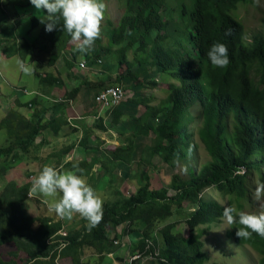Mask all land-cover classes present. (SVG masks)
I'll return each mask as SVG.
<instances>
[{
    "label": "trees",
    "instance_id": "16d2710c",
    "mask_svg": "<svg viewBox=\"0 0 264 264\" xmlns=\"http://www.w3.org/2000/svg\"><path fill=\"white\" fill-rule=\"evenodd\" d=\"M12 1L15 4L25 2ZM171 1L126 0L125 15L114 29L112 44L102 46L99 35L86 54L77 50V42L59 26L51 32L44 26L36 43L25 39L18 41L19 29L15 24L6 23L1 28L0 54L7 60L15 57L26 62L32 60L34 68H38L33 57L43 54L47 57L46 67L58 69L59 61L65 59L68 70L77 77L76 62L80 58L91 69L105 65L104 58L110 56L117 60L114 65L121 73L114 83H109L112 77L79 80L76 87L67 92L66 101L52 105L51 90L66 86L63 74L38 75L39 86L50 92L43 96L37 93L29 103L17 97L7 114L0 111V117L4 116L0 119V135L6 139V144L0 147V184L4 187L0 192V264H67L62 256L71 258L69 264H92L82 261L81 247L91 244L97 247L100 243L97 251L104 253L115 246L111 236L116 229L120 231L127 223L126 233L138 239L139 252L154 254L158 250V255L152 257V261H157L155 264H209V256L203 250V237L212 224L221 221L224 208L218 203L204 201L201 195L213 188L222 197H229L231 205L244 211L252 201L253 181L264 188V37L247 43L244 23L232 13L238 4L249 5L253 0H194V10L183 9L178 19L174 15L179 10L178 0H173V5ZM31 7L34 6L31 4ZM16 8L20 10L21 7L16 5ZM4 10L2 8V12ZM31 21L34 31L39 18ZM60 23L62 25V21ZM12 41V46L4 48ZM214 42L225 43L228 48L230 62L226 67L212 65L206 55ZM114 47L118 48L116 53ZM132 52L137 55L134 62L129 59ZM256 75L260 81L256 80ZM167 77L170 80H166ZM160 80L167 87V95L162 104L153 107L144 90L156 87ZM114 87L123 88L127 93L133 91L134 97L129 104L107 110L106 117L113 116L115 122L125 116L131 118V123L125 126L128 132H133L137 143L132 147L123 146L112 154L113 161L102 179L115 182L118 189L115 200L103 209L102 220L95 227L71 228L63 236L61 232L67 224L57 219V214L53 216L50 210L43 211L44 203L40 198L35 200L40 210L38 216L28 213L29 207L35 205L29 192L33 182L22 185L9 178L33 151L50 145L46 138L49 133L55 131L59 135L63 126H70L68 117L71 115L64 112L73 108L74 101L85 89L93 97L92 103L99 107L98 113L91 112L97 117L103 110L97 96ZM20 93L28 95L27 89ZM141 106L146 107L142 115ZM197 107H200L198 115L194 113ZM59 116L64 119L62 124L57 121ZM94 120L99 128L107 131L102 122L105 118ZM197 120L202 124L196 140L191 125ZM40 139L42 144H39ZM78 146L87 152L90 148L86 140H81L62 152L56 150L47 158L52 164H61ZM201 148L207 152L209 161L196 171L191 162L195 151ZM146 151L150 158L157 156L170 166L172 176L168 187L150 186L152 176L148 172L139 178L144 165H132L138 160V152L144 154ZM100 153L107 156L112 152L94 150L91 157L94 164L105 163L98 160ZM131 163V167L128 166ZM146 163L152 166L153 159ZM84 164L90 166L86 161ZM180 165L187 167L183 176L175 174ZM66 167L75 169L74 163ZM32 176L34 174L29 178ZM137 178L141 181L137 192L131 197L125 196L121 186ZM170 190L175 196H169ZM186 202L197 205L189 214H183ZM172 216L178 220L160 227ZM180 219L186 223L185 232L176 230ZM201 226L207 229H200ZM237 227L239 225L234 223L227 236L240 246H251L260 254V264H264V237L254 233L241 239L235 235ZM147 239L154 243L148 251ZM60 240L66 244L64 247Z\"/></svg>",
    "mask_w": 264,
    "mask_h": 264
},
{
    "label": "rangeland",
    "instance_id": "374dc122",
    "mask_svg": "<svg viewBox=\"0 0 264 264\" xmlns=\"http://www.w3.org/2000/svg\"><path fill=\"white\" fill-rule=\"evenodd\" d=\"M23 1H25L26 3L24 2L22 4H15L12 0H0V31L3 25L6 23H9V25L15 24L19 29L17 37L18 41H22V39H25L30 43H36L35 40L39 36L40 31L44 27V24H42L39 19V25L37 29L32 31L31 27L33 26V23L31 20L34 17L39 18V16H41V13H37L35 7H31V4L27 3L28 0ZM172 1L170 5H173ZM104 2L106 4V10L104 19L102 21L100 39L102 40V46H109V44H112V34L114 32V29L117 28V26L121 23L125 15L126 0H104ZM25 4L30 5V7L25 6ZM16 5H19L21 7L20 10H17ZM194 6V0H178L177 7H179V10L176 11V14H174L175 18H179V15L183 9H187L189 11L194 10ZM2 8H5L6 10L2 12ZM232 13L235 17H237L240 21L244 23L247 34V43L253 42L258 37H264V0H253V3L249 5H247L246 3H240L237 5L236 8L232 9ZM6 44L7 45L5 46L3 44L4 48L12 46L13 41L10 44ZM113 51L116 53L118 51V48L114 47ZM136 56V53L132 52L129 56L130 61L134 62ZM4 58L5 56L0 54V110L5 114H7L12 107H14V100L17 97H19L23 103H29L37 97V93L40 92L41 96H43L44 93L50 92V89L42 88V86H39L40 83L37 79L38 75H48L49 72H53L57 76H59V74H63L66 86L51 90L53 98L50 99V105H52L56 104L59 101H66L67 92H71V90L76 87L79 80L81 82L84 80L96 81V79L99 78L106 80L108 77H112V81H110L109 83H114L121 73L120 70L115 68L116 64L114 65V61L117 60L112 59L110 56L104 58L105 65L103 64L100 68L95 67L91 69L89 67H87L86 69H82L81 63H85V61L80 58L76 62L77 69L79 70L77 77H74L71 71L68 70L65 59H61L59 61L60 63L58 69H49L46 67L45 61H47V57H45V55H38L36 58L34 56L33 61L35 59L38 68H34L33 62L32 67L35 69V71L31 75H26L21 72L17 66L16 61L18 58L15 57L11 60H7V58H5L4 60ZM31 62L32 60L28 63ZM38 63L41 65L40 67ZM112 65H114V67L111 68ZM255 78L257 81H260L257 75L255 76ZM166 80L170 79H168L167 77ZM166 88V85L162 82V80H160L156 84V87L152 86V88H146L144 90V95L148 94L146 98L150 99L149 104L151 106L157 107L164 102L167 95ZM25 89H27L28 95L20 93L22 90ZM128 97L129 100H126L124 105L129 104L130 99L134 97L133 91H128ZM92 99L93 97H90L88 91L85 89L80 95V97L74 101L73 108L70 107L69 109H67V112H64L71 115L70 120L72 123H70V126H63L59 135H56L55 131H52V133H49L46 138L48 139V141L52 139V141L54 142L52 144V148L48 152H53L56 150H58V152H62L65 147L73 145V143L80 142H75L76 140H79L80 138L81 140H86L88 147H90V154L87 156V160L89 161L88 163L90 164L91 168L86 167L85 164L77 163L80 162L81 158H84L85 155V153L77 152L74 158L70 155L68 158H66L65 161H62L63 163H66L67 160H73L72 162H74L75 160V169L71 170L70 167H64V170H82L81 174L86 178L87 183H89L96 190L98 195L102 198L104 209L107 204L115 200V191L116 189H118L115 182L113 183L110 180L102 179V176L106 174V168L111 163V161H113L112 154L117 149L123 146L132 147L137 143V139L134 136L133 132L127 131L125 124L129 122L131 123V118H127V116L119 119L118 122L114 121L113 116H111L112 119L111 117L106 118L102 122L107 131H103L101 128H99V125H96L95 120L91 114L92 111L98 113L99 107L95 106L92 103ZM29 112L32 111L30 110ZM139 112L141 115L144 114L146 112V107L141 106ZM199 112L200 107L194 111V113H196L197 115ZM102 113L105 114L106 111H103ZM66 117H68V115ZM80 117L81 119H79ZM2 119H4V116L2 117ZM63 120L64 119L59 116L57 121L59 124H62ZM201 124V121L197 120L191 125V131L193 132L194 136H196V140L198 139V129L201 128ZM72 125H74L75 127H73ZM108 126L109 129H107ZM231 131L232 127L230 128V132ZM71 133L74 135L69 136ZM151 137L153 138L154 134H151ZM145 141L147 143H150V141H148L146 138ZM107 142L111 144H108ZM5 144L6 139L2 134L0 135V147H3ZM106 144L108 145L106 146ZM96 149L107 153L112 152L111 155L109 153L107 156H104L102 154L104 156L102 158L100 155L101 153L98 155V160H104L105 163L99 162V165H97L94 164V161L90 160L92 153ZM43 156L44 154L42 152L33 151L28 156V158L30 157V163L27 162L21 165L20 167L15 168V170L12 171V175L10 176L9 181L16 180L18 182H21L22 185L28 182H32L33 179H30L29 177L31 174L36 172V168H40V164H52L51 159H44ZM137 158L138 160L134 165H132L131 163L128 166L131 167L132 165L133 167H135L138 164L144 165V169L142 171L143 175L140 174L139 178H142L146 174V172H148L149 175L152 176L150 186H152L153 188L169 186V180L172 176V170L170 169V166H167L165 163H163L157 156L150 158L147 151L144 154L138 152ZM31 159L37 161H34V163L33 161H31ZM150 159H153L152 166L146 163V160ZM208 161L209 157L207 155V152L203 148H201L200 150L195 151L194 159L191 162V167L198 171L200 170L202 165H204ZM186 169L187 167L185 165H180L175 174L178 173L183 176L185 174L184 172ZM140 182L141 181H139L138 178L137 181L127 182L121 186V191L124 193L125 196L131 197L137 192V186ZM253 184L254 185L253 187H251L250 190L252 192V201L251 203L246 205L244 211L253 214H259L261 212H264V188L262 187V185H260L258 181H253ZM3 189L4 187L2 186V184H0V192ZM169 196H175V192L170 190ZM30 198L32 199V201H34L35 205H31L29 207L28 213L30 215L38 216L40 210H38L39 207L35 200H37V198H40L42 201H45L46 204H51L54 199L58 198V196L54 198H49L45 197L43 194L42 196H40L39 192H35L30 195ZM201 198H203V200L206 202L209 201L211 203H218L223 208L228 205H231V200L229 197H222V195L213 188L210 190H206L201 195ZM42 206L43 211H48L50 208H52L44 204H42ZM234 206L237 208L236 205ZM194 207L196 208L197 205L186 202L185 208L183 209V214H189L193 212ZM50 213L53 214V216L55 215L54 211H50ZM56 218L67 221V218H61L59 216H56ZM78 219H81V224L77 226L82 225L84 221H86V219L82 218L79 214H74L72 218H68L70 223L73 220L72 225H67L68 230L76 225V221ZM177 220L178 218L176 216H172L170 219L167 220L165 224H161L160 227L168 223L175 222ZM185 225V221L180 219L178 221L176 230L178 232H185ZM233 226L234 223L229 225L223 218H221V221L219 223L212 224L208 228V232L203 237V250L209 256L208 263L260 264L261 257L257 251H255L251 246H240L236 244L232 238H229L227 236V232L229 230H232ZM200 229H207V227L201 226ZM127 240L129 243L133 242L130 236H127L126 241ZM126 250L128 251L127 257H129L132 249L126 248ZM134 250L139 252L137 248H135ZM143 264L148 263L147 261H143Z\"/></svg>",
    "mask_w": 264,
    "mask_h": 264
},
{
    "label": "clouds",
    "instance_id": "9594fccd",
    "mask_svg": "<svg viewBox=\"0 0 264 264\" xmlns=\"http://www.w3.org/2000/svg\"><path fill=\"white\" fill-rule=\"evenodd\" d=\"M30 3L35 7L37 13H41L39 19L40 22L44 24L46 31L51 32L59 26L70 35L72 41L77 42L76 46L78 51L85 54L91 51L95 40L101 33L102 21L106 10L104 0H30ZM61 21L62 25L60 23ZM206 55L211 64L217 67H226L230 62L228 48L226 44L222 42H214L207 50ZM16 63L19 70L26 75H31L35 71L32 67V63H28L22 58H18ZM83 64L84 63H81V68L86 69L88 65L83 67ZM125 93V101L116 108H120L125 104L126 100H129L128 93ZM107 110L108 109H103L100 115H97V117L93 116V118L97 120L109 118L106 117V113H102ZM107 128L109 129V126ZM108 144H106V146ZM81 173L82 170L61 172L53 165H45L39 174L33 177V183L29 192H39L49 198L58 196V198L54 199L51 203V207L59 217L67 218V221H62L69 225L68 218H72L74 214H79L82 218L86 219L89 228H91L95 227L103 218V200L96 190L87 183L86 178ZM222 218L229 225L233 223L239 225V227L236 228L235 235L241 239L249 238L254 233L264 237V212L253 214L238 210L233 205H228L223 209ZM127 228H129V223L124 224L120 231L116 229L113 236V242L116 247L133 249L134 244H128L126 241L127 236H132L126 233ZM67 231L68 227L66 226L61 232V235H66ZM117 235L122 236L116 238ZM148 240L149 239L146 240V246ZM60 242L61 245L64 243L61 240ZM138 253L141 254L144 252L131 250L130 256L124 261L125 264H130L131 258ZM59 258L57 261H59ZM152 260V258H148L136 262V264H143V261H147L148 264L150 262H157Z\"/></svg>",
    "mask_w": 264,
    "mask_h": 264
},
{
    "label": "crops",
    "instance_id": "0c3cea01",
    "mask_svg": "<svg viewBox=\"0 0 264 264\" xmlns=\"http://www.w3.org/2000/svg\"><path fill=\"white\" fill-rule=\"evenodd\" d=\"M2 94V93H1ZM1 106V105H0ZM1 111V110H0ZM2 112V111H1ZM2 119V118H1ZM71 116H70V118H69V122L70 123H72L71 122ZM79 119H81V117L79 118ZM78 119V120H79ZM73 127H75L74 125H73ZM79 134H80V132H79ZM78 134V135H79ZM74 134H72V136H73ZM77 141V140H76ZM75 141V142H76ZM49 142V144L50 145H46V146H44V147H42L41 149H39V150H36V152H38V151H40V152H42L43 154H44V156H43V158L44 159H46L48 156H50L51 154H53L55 151H53V152H48L51 148H52V144L54 143L53 141H52V139L50 140V141H48ZM43 143V140L42 139H40V141H39V144H42ZM74 144V143H73ZM69 146H71V145H69ZM82 150H84V152L82 151ZM89 151L87 152L86 151V149L85 148H82L81 146H78L77 147V149L73 152V153H70V155L71 156H73V158L76 156V154H77V152H81V153H85V155H84V158H81V160H80V162H77V163H83L84 164V162L86 161V162H89L88 160H87V156H88V154L90 153V149H88ZM47 155V156H46ZM69 155V156H70ZM101 155V158L102 157H104L102 154H100ZM68 156V157H69ZM92 156H94V152L92 153V155H91V157ZM67 157V158H68ZM30 158V157H29ZM70 159H72V158H70ZM66 160V159H65ZM83 160V161H82ZM90 160H92V158H90ZM31 161H37V160H34V159H31ZM73 161V160H72ZM71 160H67L66 161V163H61V164H59V163H57V162H54L53 164H51V165H56L55 167L58 169V170H60L61 172H64L65 170H64V167H66V165L67 164H70V163H76L75 162V160H74V162H72ZM30 163V161H29V159L28 160H26L24 163ZM23 163V164H24ZM35 163V162H34ZM45 165H50V164H40V168H36V172L35 173H33L34 174V176H32L30 179H33V177H35V176H37L38 174H39V172L41 171V169L45 166ZM86 167H88V166H86ZM88 168H91V166H89ZM71 170H73L72 168H71ZM32 182H33V180H32ZM35 193V192H34ZM33 194V193H32ZM40 194V193H39ZM40 196H42V194H40ZM43 203H44V205H47V206H50L51 207V204H46L45 203V201H43ZM50 211H54V209L53 208H50L49 209ZM55 212V211H54ZM72 223H73V220L71 221V223L69 222V220H68V224L69 225H72ZM79 224H81V219H78L77 221H76V225L74 226V227H71L72 229L71 230H73V229H78V230H83L82 228L83 227H88V222L86 221V222H84L82 225H80V226H77V225H79ZM109 234H110V232H109ZM113 236H114V233H113V235L111 236V239H113ZM130 238H132V241L133 242H128V240H127V243L128 244H134V246H133V249L132 250H134L135 248H136V246H137V239L135 238V237H133V236H130ZM92 246H83V247H81V249H80V252H82L83 254H82V257H81V259H82V261H84L85 263H92V264H98V263H100V264H124L125 262V259H126V257H127V254H128V251L126 250V247H123V248H120V247H116V246H110L109 248H107L106 250H105V252L104 253H107V254H104V253H100L99 251H97V248L98 247H100L101 245H100V243L97 245V247H93L94 245L93 244H91ZM110 251V252H109ZM109 252V253H108ZM61 261V260H60ZM62 261H66V263L67 264H69V261H72L71 260V258L70 257H68V256H62ZM149 264H155V263H152V262H150Z\"/></svg>",
    "mask_w": 264,
    "mask_h": 264
},
{
    "label": "built area",
    "instance_id": "2783aa9c",
    "mask_svg": "<svg viewBox=\"0 0 264 264\" xmlns=\"http://www.w3.org/2000/svg\"><path fill=\"white\" fill-rule=\"evenodd\" d=\"M87 64L84 63L82 66L85 67ZM126 99V93L122 88H111L107 91L101 93V95L97 98L99 105L102 106L103 109H112L119 107ZM118 244V243H117ZM66 244L63 243L62 246L64 247ZM154 243L152 241H147L146 251H148ZM158 250L155 253L146 254V252L141 254H136L131 258L130 264H135L144 259H150L152 257H156L158 255Z\"/></svg>",
    "mask_w": 264,
    "mask_h": 264
}]
</instances>
